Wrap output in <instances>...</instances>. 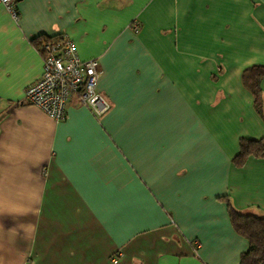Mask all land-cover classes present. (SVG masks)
Listing matches in <instances>:
<instances>
[{"label": "crops", "instance_id": "obj_1", "mask_svg": "<svg viewBox=\"0 0 264 264\" xmlns=\"http://www.w3.org/2000/svg\"><path fill=\"white\" fill-rule=\"evenodd\" d=\"M0 6V264H240L229 208L264 216V0H16ZM97 59L102 117L24 102L37 41ZM249 75L256 79L254 73Z\"/></svg>", "mask_w": 264, "mask_h": 264}, {"label": "built area", "instance_id": "obj_2", "mask_svg": "<svg viewBox=\"0 0 264 264\" xmlns=\"http://www.w3.org/2000/svg\"><path fill=\"white\" fill-rule=\"evenodd\" d=\"M6 13L18 19L16 0H0ZM38 52L43 59L41 77L24 91V102L39 107L49 118L65 119L68 104L86 107L93 116L102 117L111 104L96 90L100 74L97 59L83 60L73 42L61 36L58 41H41Z\"/></svg>", "mask_w": 264, "mask_h": 264}, {"label": "trees", "instance_id": "obj_3", "mask_svg": "<svg viewBox=\"0 0 264 264\" xmlns=\"http://www.w3.org/2000/svg\"><path fill=\"white\" fill-rule=\"evenodd\" d=\"M60 37L55 36L54 38H45L43 40L55 42ZM41 41H37L35 44L37 50ZM257 68L248 69L249 71H247V73L256 74V79L251 78V81L248 83L249 75L247 73H245L244 79L245 84L247 83L250 86L252 96L254 97V106L259 110L262 97L258 82L264 76V68L262 70ZM239 145V153L234 159L236 166L244 163L250 156L261 157L264 155V137L260 138V140H240ZM229 216L231 225L238 235L243 236L249 242L247 252L241 255L240 264H264V216L245 215L238 213L231 207L229 208Z\"/></svg>", "mask_w": 264, "mask_h": 264}]
</instances>
